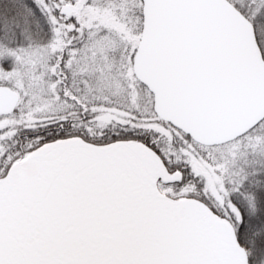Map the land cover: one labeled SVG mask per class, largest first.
I'll use <instances>...</instances> for the list:
<instances>
[{
    "label": "snow or ice",
    "instance_id": "6c2138e0",
    "mask_svg": "<svg viewBox=\"0 0 264 264\" xmlns=\"http://www.w3.org/2000/svg\"><path fill=\"white\" fill-rule=\"evenodd\" d=\"M0 264H264V0H0Z\"/></svg>",
    "mask_w": 264,
    "mask_h": 264
}]
</instances>
